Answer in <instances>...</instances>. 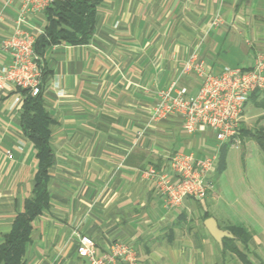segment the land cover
<instances>
[{
    "label": "crops",
    "instance_id": "obj_1",
    "mask_svg": "<svg viewBox=\"0 0 264 264\" xmlns=\"http://www.w3.org/2000/svg\"><path fill=\"white\" fill-rule=\"evenodd\" d=\"M98 1L89 42L50 47L39 61L54 163L50 206L32 222L24 264H86L76 252L79 236L98 250L127 243L137 264H242L210 236V217L222 230L250 232L249 257L264 262V155L257 143L243 135L239 146L223 149L227 143L216 147L208 130L187 134L177 115L151 119L157 93L175 80L197 93L195 75L180 76L192 54L212 74L253 66L264 54V0ZM15 18L9 9L0 35L12 32ZM45 25L40 15L26 29L38 37ZM8 63L0 51V69ZM23 102L10 86L0 90V244L32 196L37 172L22 129ZM241 127L264 129V92L246 104ZM213 151L210 181L218 191L166 208L145 171L166 170L176 152L202 158Z\"/></svg>",
    "mask_w": 264,
    "mask_h": 264
},
{
    "label": "built area",
    "instance_id": "obj_2",
    "mask_svg": "<svg viewBox=\"0 0 264 264\" xmlns=\"http://www.w3.org/2000/svg\"><path fill=\"white\" fill-rule=\"evenodd\" d=\"M65 0H3L0 6V25L5 23L7 11L14 9L11 33L0 35V51L9 57V63L0 69V90L10 86L13 90L27 91L37 96L42 87L40 58L34 52L36 35L26 29L32 19H38L54 2ZM216 18L214 25L217 24ZM193 74L199 81L195 95L175 80L168 89L159 91L151 119L177 115L187 134L208 130L216 147L224 143L240 145L243 113L250 97L264 92V54H256L249 69L223 67L212 74L192 54L181 68L180 76ZM178 76V77H180ZM217 151L202 158L193 153L176 152L168 159L167 169L157 171L149 167L145 174L150 178L166 208H179L186 199L201 201L212 189L210 177L217 161ZM86 264H137L134 248L123 242L113 243L108 250H98L88 236L78 237L76 249Z\"/></svg>",
    "mask_w": 264,
    "mask_h": 264
},
{
    "label": "trees",
    "instance_id": "obj_3",
    "mask_svg": "<svg viewBox=\"0 0 264 264\" xmlns=\"http://www.w3.org/2000/svg\"><path fill=\"white\" fill-rule=\"evenodd\" d=\"M98 2V0H65L54 2L44 10L42 16L46 25L43 34L36 37L34 43L36 55L41 58L50 47L57 45L87 44L94 32ZM20 93L24 96L22 129L35 148L38 164L32 196L24 200L22 211L16 214L9 233L3 237L0 244V264H24L25 249L32 233V222L50 206L49 171L54 163V155L50 147L52 120L43 106L41 92L37 96H31L26 90ZM257 93L262 92L254 93L250 99ZM243 135L253 139L264 155V129L245 131L241 127L240 138ZM229 146L231 143L225 144L223 149ZM222 169L223 163L218 167L216 175ZM229 231L235 239L223 240L222 253L230 251L242 264H254L245 254V251L250 249L252 237L250 232L242 227H233ZM237 243L241 245L242 250Z\"/></svg>",
    "mask_w": 264,
    "mask_h": 264
},
{
    "label": "water",
    "instance_id": "obj_4",
    "mask_svg": "<svg viewBox=\"0 0 264 264\" xmlns=\"http://www.w3.org/2000/svg\"><path fill=\"white\" fill-rule=\"evenodd\" d=\"M204 226L213 240L218 244L220 249L223 248L222 242L224 239H235L230 231L220 229L217 222L211 217L204 221Z\"/></svg>",
    "mask_w": 264,
    "mask_h": 264
},
{
    "label": "rangeland",
    "instance_id": "obj_5",
    "mask_svg": "<svg viewBox=\"0 0 264 264\" xmlns=\"http://www.w3.org/2000/svg\"><path fill=\"white\" fill-rule=\"evenodd\" d=\"M211 182H212V192H217L218 191L217 180L212 178ZM237 246L239 247L240 250H242V247L240 244L237 243ZM245 254L247 255V258L252 262V260L250 259L251 257H249V255H251L250 249L248 251H245ZM254 263L255 264H262L264 262H262V261L258 262L257 259H254Z\"/></svg>",
    "mask_w": 264,
    "mask_h": 264
}]
</instances>
